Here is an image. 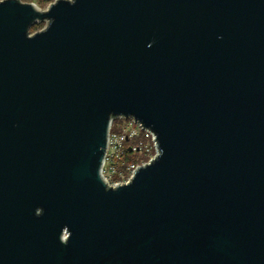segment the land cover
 <instances>
[{
  "label": "water",
  "instance_id": "95a60500",
  "mask_svg": "<svg viewBox=\"0 0 264 264\" xmlns=\"http://www.w3.org/2000/svg\"><path fill=\"white\" fill-rule=\"evenodd\" d=\"M0 264H264V0H0Z\"/></svg>",
  "mask_w": 264,
  "mask_h": 264
},
{
  "label": "built area",
  "instance_id": "2783aa9c",
  "mask_svg": "<svg viewBox=\"0 0 264 264\" xmlns=\"http://www.w3.org/2000/svg\"><path fill=\"white\" fill-rule=\"evenodd\" d=\"M118 119H123L124 123L125 121H129V123L126 126L120 125L121 131L117 132L110 130L109 146L103 165V173L108 182L112 185L127 182L133 175L136 167L139 165L128 163L125 165L124 169H120L119 159L124 151V143L128 138L139 136L144 131L145 135L157 150L155 134L150 129L143 127V125L137 122L133 117H119ZM132 150L139 153H148L150 151L147 142L143 143V141H141L139 145L133 146ZM116 176L117 178H115Z\"/></svg>",
  "mask_w": 264,
  "mask_h": 264
},
{
  "label": "trees",
  "instance_id": "16d2710c",
  "mask_svg": "<svg viewBox=\"0 0 264 264\" xmlns=\"http://www.w3.org/2000/svg\"><path fill=\"white\" fill-rule=\"evenodd\" d=\"M116 123H118V118L114 119L111 131H121V128L116 126ZM148 140V137L143 131L139 136L130 137L125 141L124 151L119 159L120 169H124L125 165L128 163L140 164L142 162L143 158L139 157V152L133 151L132 147L135 145H139L141 141H143V143H146ZM115 178H117V176Z\"/></svg>",
  "mask_w": 264,
  "mask_h": 264
},
{
  "label": "rangeland",
  "instance_id": "374dc122",
  "mask_svg": "<svg viewBox=\"0 0 264 264\" xmlns=\"http://www.w3.org/2000/svg\"><path fill=\"white\" fill-rule=\"evenodd\" d=\"M21 1L27 2V3L34 2L41 9L46 10L50 6V4L56 0H21ZM47 22L48 20L45 19L40 22H36L32 24V26L30 27V33H34L36 31L43 29L47 25ZM128 123L129 121H125L124 123L123 119H118V123H116L117 124L116 126L118 127H121L120 125L126 126ZM147 146L150 149L148 153H144V152L139 153V157L143 158L140 164L149 161V159L152 158L156 154V148L150 140L147 141Z\"/></svg>",
  "mask_w": 264,
  "mask_h": 264
}]
</instances>
